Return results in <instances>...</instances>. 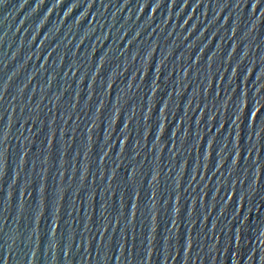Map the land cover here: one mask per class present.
I'll list each match as a JSON object with an SVG mask.
<instances>
[{"label": "water", "instance_id": "water-1", "mask_svg": "<svg viewBox=\"0 0 264 264\" xmlns=\"http://www.w3.org/2000/svg\"><path fill=\"white\" fill-rule=\"evenodd\" d=\"M0 264H264V0H0Z\"/></svg>", "mask_w": 264, "mask_h": 264}]
</instances>
